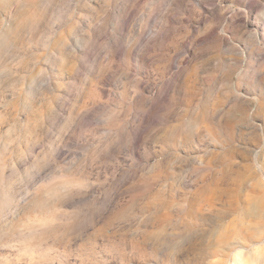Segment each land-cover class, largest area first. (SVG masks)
Here are the masks:
<instances>
[{"label": "clouds", "instance_id": "clouds-1", "mask_svg": "<svg viewBox=\"0 0 264 264\" xmlns=\"http://www.w3.org/2000/svg\"><path fill=\"white\" fill-rule=\"evenodd\" d=\"M0 264H264V0H0Z\"/></svg>", "mask_w": 264, "mask_h": 264}]
</instances>
